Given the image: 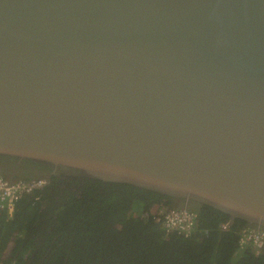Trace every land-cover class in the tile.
I'll list each match as a JSON object with an SVG mask.
<instances>
[{"label":"water","instance_id":"obj_1","mask_svg":"<svg viewBox=\"0 0 264 264\" xmlns=\"http://www.w3.org/2000/svg\"><path fill=\"white\" fill-rule=\"evenodd\" d=\"M0 156L264 227V0H0Z\"/></svg>","mask_w":264,"mask_h":264},{"label":"trees","instance_id":"obj_2","mask_svg":"<svg viewBox=\"0 0 264 264\" xmlns=\"http://www.w3.org/2000/svg\"><path fill=\"white\" fill-rule=\"evenodd\" d=\"M172 199L129 184L54 175L24 196L12 217L0 214V264H264V248L257 254L239 245L252 224L207 205L193 204L199 221L189 238L167 233L156 216Z\"/></svg>","mask_w":264,"mask_h":264},{"label":"built area","instance_id":"obj_3","mask_svg":"<svg viewBox=\"0 0 264 264\" xmlns=\"http://www.w3.org/2000/svg\"><path fill=\"white\" fill-rule=\"evenodd\" d=\"M47 185L46 177L34 180H20L11 182L0 176V214L12 217L18 203L25 195L41 190ZM167 233L176 232L179 235L189 238L197 228L199 214L190 209H166L161 210L156 216ZM220 228L225 231L229 223L222 224ZM240 248H251L257 254L264 248V230L256 227H247L240 233Z\"/></svg>","mask_w":264,"mask_h":264},{"label":"flooded vegetation","instance_id":"obj_4","mask_svg":"<svg viewBox=\"0 0 264 264\" xmlns=\"http://www.w3.org/2000/svg\"><path fill=\"white\" fill-rule=\"evenodd\" d=\"M34 163L26 162V161H20V160L18 162L13 163V164H9L6 162H0V173H2L6 177L5 179L9 178L7 180H9L11 182H15V181L23 180L24 179L23 177H25V174H27L28 171H35V173L45 174V177L47 179V185H49L52 182L53 176L56 175V174H54L56 172L55 169L52 166H48V165H44V164H38V163L34 164ZM58 172L60 174H62V173L64 174L66 171L64 169H60ZM21 176H23V177H21ZM69 176H75V175L72 174ZM23 181H25V179ZM172 198H173L171 200L172 202L170 200L164 201V203H167L169 205L168 209L181 208V209H190L192 211H197V210L193 209V207H194V205H199V204H197L195 202H187L186 200H183V199H177L174 197H172ZM183 203H186L188 206H185ZM252 226L264 230V227H261L259 225H252Z\"/></svg>","mask_w":264,"mask_h":264},{"label":"rangeland","instance_id":"obj_5","mask_svg":"<svg viewBox=\"0 0 264 264\" xmlns=\"http://www.w3.org/2000/svg\"><path fill=\"white\" fill-rule=\"evenodd\" d=\"M25 176L30 177L31 179H39V178L45 177V174L35 173V171H28V173ZM7 179H9V178H7ZM183 204L185 206H188L186 203H183Z\"/></svg>","mask_w":264,"mask_h":264}]
</instances>
